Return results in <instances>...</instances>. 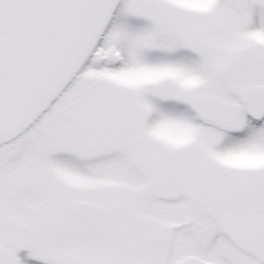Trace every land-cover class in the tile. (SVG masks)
<instances>
[{"label": "snow or ice", "instance_id": "6c2138e0", "mask_svg": "<svg viewBox=\"0 0 264 264\" xmlns=\"http://www.w3.org/2000/svg\"><path fill=\"white\" fill-rule=\"evenodd\" d=\"M0 264H264V0H0Z\"/></svg>", "mask_w": 264, "mask_h": 264}]
</instances>
